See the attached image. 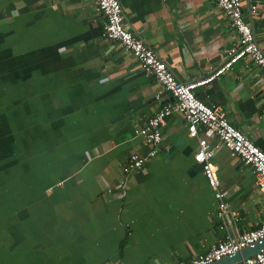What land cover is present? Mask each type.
I'll return each mask as SVG.
<instances>
[{
  "label": "crops",
  "instance_id": "1",
  "mask_svg": "<svg viewBox=\"0 0 264 264\" xmlns=\"http://www.w3.org/2000/svg\"><path fill=\"white\" fill-rule=\"evenodd\" d=\"M119 1L125 27L180 80L204 77L237 44L214 0ZM242 3L264 50V0ZM104 22L95 0H0V264H175L224 238L181 114L166 117L156 156L123 172L148 151L136 130L174 98L104 39ZM195 94L264 151V79L250 58ZM212 162L232 232L261 225L253 168L222 144Z\"/></svg>",
  "mask_w": 264,
  "mask_h": 264
},
{
  "label": "built area",
  "instance_id": "2",
  "mask_svg": "<svg viewBox=\"0 0 264 264\" xmlns=\"http://www.w3.org/2000/svg\"><path fill=\"white\" fill-rule=\"evenodd\" d=\"M227 18L232 29L237 33V44L230 47L222 63L202 78L183 81L176 77L172 68L145 40L124 25L123 10L119 0H95L96 8L104 15L103 37L118 41L136 58L139 66L150 73L173 96L174 102L160 109L148 118L144 126L136 133L144 138L148 151L144 154L132 152L123 164L122 170L129 173L143 168L148 160L156 156L162 140V127L168 115L173 112L181 114L186 123L190 137L196 138L197 149L193 159L201 166L202 173L213 190L217 204V216L220 229L225 231L224 238L214 244L206 253L188 261L175 264H209L222 256L231 255L248 245L264 238V222L250 230L234 234L232 224L235 213L226 201V192L220 188L217 170L212 162L214 152L219 144L226 146L243 163L253 168L255 183L264 192V151L242 130L235 127L219 108L205 104L196 94L195 89L208 84L223 74L242 58H250L260 69L264 79V50L257 44L251 27L243 17L242 0H214ZM256 9V5L251 7ZM202 131V136L200 135ZM216 137L218 143L211 144L210 137ZM119 191L125 193V188ZM236 264H264V247L256 254Z\"/></svg>",
  "mask_w": 264,
  "mask_h": 264
},
{
  "label": "water",
  "instance_id": "3",
  "mask_svg": "<svg viewBox=\"0 0 264 264\" xmlns=\"http://www.w3.org/2000/svg\"><path fill=\"white\" fill-rule=\"evenodd\" d=\"M264 247V238L256 241L253 245L241 248L239 251L231 255L222 256L219 260H215L209 264H236L242 260L256 254Z\"/></svg>",
  "mask_w": 264,
  "mask_h": 264
}]
</instances>
